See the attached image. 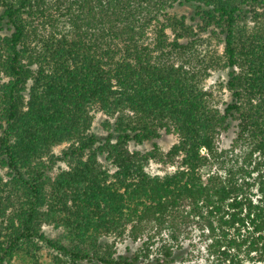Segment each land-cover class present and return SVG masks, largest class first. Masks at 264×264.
I'll use <instances>...</instances> for the list:
<instances>
[{"label": "trees", "instance_id": "16d2710c", "mask_svg": "<svg viewBox=\"0 0 264 264\" xmlns=\"http://www.w3.org/2000/svg\"><path fill=\"white\" fill-rule=\"evenodd\" d=\"M144 2L135 13L130 0H0V264H40L44 247L52 264H174L179 246L162 244L150 258L152 236L128 256L106 240L129 228L132 241L155 229L177 242L185 219L206 233L210 264H264V0ZM175 3L223 37L217 67L231 101L222 112L203 89L214 60L201 69L162 61L168 47L183 50L181 35L166 45L158 30L161 61L124 40L137 14L156 19ZM94 111L117 116L105 137L91 132ZM233 123L232 147L219 152L217 137ZM161 131L178 136L168 152L129 149ZM60 162L68 170L51 179ZM151 162L176 170L151 176ZM44 225L62 228V239L47 238Z\"/></svg>", "mask_w": 264, "mask_h": 264}, {"label": "rangeland", "instance_id": "374dc122", "mask_svg": "<svg viewBox=\"0 0 264 264\" xmlns=\"http://www.w3.org/2000/svg\"><path fill=\"white\" fill-rule=\"evenodd\" d=\"M130 1L132 4L131 6L134 9L141 6L142 8L146 6L144 0ZM135 11V13L141 12V9H136ZM52 14L58 17L57 14ZM151 16H153L152 13L148 16H144V13L137 14L136 18L140 19V23L136 24L137 28H135V32L125 36L124 40L127 41L129 38H132L137 40L138 45L146 46L147 48L153 50L157 41V32L160 28L165 27L164 38L166 39V45L173 43L175 40H177V36L181 35V38H179L176 42L178 45L184 46L183 50L172 51L171 47H168L165 52L171 53H168V56L162 58V61L166 60L168 63L174 64L175 66H185L186 64L187 67L201 69L204 65H209L211 60H214L216 62L215 69L208 70V76L202 81L203 89L211 93L210 104L222 112L226 105L230 103L231 95L225 87V83L227 81V70L217 67V59L222 58L224 48V44L222 42L223 37L219 34V31L213 30L214 34L212 30L202 32L200 29L201 22L194 16V9L186 5L180 6L178 3H175L172 8H166V10L159 14L156 19H153ZM181 19L184 21V26L189 27V31L186 32L180 28L178 22ZM147 22H149L148 26L145 24ZM248 24L252 26V20H248ZM142 27L143 29L141 31ZM5 34V32L0 33L1 36H4ZM153 55L156 58H159L158 60H160L161 56L159 55V51L153 50ZM92 116L93 122L91 132L93 134L98 137H105L112 132V126L115 123V118H117V116L110 118L98 111H94ZM236 132V123H233L227 133H223L217 137L215 146L219 152L231 149L233 141L236 137ZM177 142L178 136L174 132L166 133L165 131H161L160 138L158 140L154 142H144L142 145L130 143L129 149L131 151L145 153L152 150V144L155 143L158 146L160 152L166 153ZM67 147L68 144H62L55 147L52 150V153L55 156H59L61 152ZM232 154H239L238 148L233 149ZM201 155H203V153H201ZM99 162H101L103 166H107V168L112 172L113 169L109 168V165L105 163L104 158H99ZM63 170H68L66 164L63 162L58 163L52 172L49 173L50 178L54 179V177ZM175 170V166H165L155 162H151L147 168L149 175L158 177H163L165 174H171ZM214 170L215 169L213 168L212 171ZM5 173V170H0V176H5ZM176 225L177 226L174 233L178 237L177 242L172 241L168 231H160L158 235L155 229L149 230L147 233L145 232L143 236L138 238V240L132 241V239L127 235L129 228L127 229V232L123 238L114 239L113 237H110L106 241L108 243L112 241L115 242L118 255L128 256L142 248L147 236H152L153 238L150 241L152 242V245L149 247L150 258L157 254L159 247L162 244H170L174 248H176V246H179L180 248L177 252L180 259H178V261H176L174 264H210L207 254L208 243L205 238L206 233L202 232L200 227H198L195 222L192 221V219H185L183 222L182 220H178L176 221ZM42 229L47 238L51 240L62 239L64 234L62 228L55 229L51 225H44ZM61 241L63 244L68 243L67 240ZM53 255L54 252L52 250L44 247L38 255L39 263L52 264ZM11 264L32 263L28 258H15L12 260Z\"/></svg>", "mask_w": 264, "mask_h": 264}]
</instances>
